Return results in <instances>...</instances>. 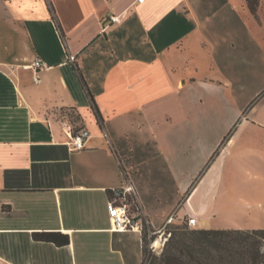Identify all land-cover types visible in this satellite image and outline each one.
Returning a JSON list of instances; mask_svg holds the SVG:
<instances>
[{"label": "crops", "instance_id": "0c3cea01", "mask_svg": "<svg viewBox=\"0 0 264 264\" xmlns=\"http://www.w3.org/2000/svg\"><path fill=\"white\" fill-rule=\"evenodd\" d=\"M211 2L0 0V264H144L147 232H114L108 215L126 178L155 228L172 215L264 228V96L246 108L239 93L264 72V44ZM36 59L39 83L23 68ZM66 111L90 132L82 150Z\"/></svg>", "mask_w": 264, "mask_h": 264}, {"label": "trees", "instance_id": "16d2710c", "mask_svg": "<svg viewBox=\"0 0 264 264\" xmlns=\"http://www.w3.org/2000/svg\"><path fill=\"white\" fill-rule=\"evenodd\" d=\"M247 3L252 14L256 16L260 0H247ZM91 101L96 115L101 118L94 99L92 98ZM234 130L235 127L222 144L228 140ZM217 155L218 151L212 156L196 182L208 170ZM33 239L37 242L52 243L58 247L70 244L68 235L54 232L34 233ZM166 246V251L161 257L150 258L147 250L144 249L147 264H264V228L190 230L181 225L172 230V237Z\"/></svg>", "mask_w": 264, "mask_h": 264}, {"label": "built area", "instance_id": "2783aa9c", "mask_svg": "<svg viewBox=\"0 0 264 264\" xmlns=\"http://www.w3.org/2000/svg\"><path fill=\"white\" fill-rule=\"evenodd\" d=\"M139 1L141 2L142 0ZM110 20L115 24L121 21L120 17H111ZM70 61L74 62L75 57H70ZM45 67L46 65L40 59H36L33 63L23 66L25 70H31L35 73V83L40 82L38 71ZM61 115L60 123L64 133L69 138L70 145L75 150L84 149L87 140L91 136L88 129L73 124V115L70 111H66ZM107 209L112 231L120 233L147 232V242H144V249H147L148 253L162 252L172 237L170 227L174 224L175 215H172L163 227L155 228L150 221L144 218L143 207L139 201L138 192L128 178H126L121 186L113 189ZM179 224L190 230H194L198 226L197 221L192 218L183 219Z\"/></svg>", "mask_w": 264, "mask_h": 264}, {"label": "rangeland", "instance_id": "374dc122", "mask_svg": "<svg viewBox=\"0 0 264 264\" xmlns=\"http://www.w3.org/2000/svg\"><path fill=\"white\" fill-rule=\"evenodd\" d=\"M211 3L213 7V19L215 21L221 20L227 22L228 24L233 23L239 27V35L246 39L258 40L261 44H264V0H260L256 16L250 11L247 0H212ZM246 72L249 73V71ZM240 81L245 84V88L243 90H239L241 95L240 102L244 104L246 108L256 105L259 101L258 97L260 98L264 96V88L257 95H255V90L259 89L264 84V72L259 71L255 74L253 84L249 82L248 77L245 75L240 77ZM245 219L246 217L241 216L240 223H243ZM175 227H181V225L173 224L170 227V230L175 229ZM202 227L203 225L200 227L198 226L194 230H203ZM209 227L212 228V226ZM166 248L167 246L162 252H150L148 254L150 255V258L152 256L161 257L166 251ZM144 264H147L145 257Z\"/></svg>", "mask_w": 264, "mask_h": 264}]
</instances>
